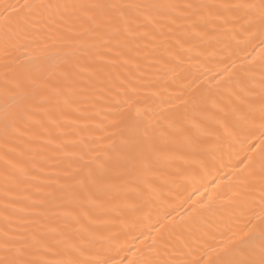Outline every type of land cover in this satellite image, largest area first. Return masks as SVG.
<instances>
[{
    "label": "snow or ice",
    "instance_id": "obj_1",
    "mask_svg": "<svg viewBox=\"0 0 264 264\" xmlns=\"http://www.w3.org/2000/svg\"><path fill=\"white\" fill-rule=\"evenodd\" d=\"M178 7L183 10L181 18L190 21L192 28L207 25L214 16L222 24L234 26L233 39L242 37L236 47L244 55L240 56L235 50L229 52L226 66L213 78L215 91L208 89L211 95L202 109L208 115L200 125L192 126L196 129L194 133H185L179 121L166 117L156 124L146 123L140 127L143 110L132 107L128 99L122 103L117 101L120 110L131 108L136 113L139 139L133 152H119L111 145L108 150L99 152L81 141L77 171L71 176L74 182L62 185L59 196L49 195L53 202L65 198L73 202L88 200L98 209L106 206L101 197H112L108 201L112 205L110 211L126 207L138 211L148 203L146 193L152 199L157 196L148 186L151 181L145 179L148 172L155 170L153 165L183 160L187 165L184 179L195 182L198 175L207 174L217 166L225 151L230 157L239 156L234 149L242 147L246 150L233 173L237 176V190L232 195L238 197L242 205L258 207L242 233L231 231L227 244L210 247L199 260L183 264H264V0L183 6L131 0H58L56 3L24 0L23 4H0V37L3 38L0 125L7 133L22 122H30L51 100L68 96L77 85L78 76L84 73L94 76L117 66H127L139 55L135 41L148 37V29L155 27L153 13L161 9L174 11ZM57 16L61 29L71 21L79 25V31L69 27L58 34L54 31ZM42 27L45 35L39 37ZM234 53L235 59L232 58ZM81 58L85 61L83 64L78 62ZM14 65L21 67L17 69ZM192 84H196L195 79ZM130 91L136 95L135 88ZM64 103L67 104L68 99ZM181 103L187 106L189 102L181 100ZM192 103L194 107L199 106L198 100ZM178 135H182L179 143L175 139ZM21 174L26 173L21 170ZM132 176L136 179L130 180ZM93 196L96 200L91 199ZM117 197L124 202L116 205ZM129 200L131 203L127 202ZM196 205L197 201L192 200L191 211H186L181 222L189 217L200 218L195 215ZM7 207L6 204L5 209ZM57 214L68 218V223L64 229H52L56 233L52 239L38 232H0V264H175L162 258L168 252L165 237L161 236L158 242L154 236L145 237L143 231L132 239L141 242L142 238L148 239V254H142L135 261L129 258V253L136 256L135 245H127V237L137 226L135 221L129 225L128 232L121 234L105 235L80 227L69 235L71 223H80L86 214L75 209ZM164 219L171 223L173 218L169 214ZM92 223L94 221L90 220L89 224ZM162 227L163 224L152 226L156 232ZM209 253L216 258L212 259ZM50 254L57 258H46Z\"/></svg>",
    "mask_w": 264,
    "mask_h": 264
},
{
    "label": "bare ground",
    "instance_id": "obj_2",
    "mask_svg": "<svg viewBox=\"0 0 264 264\" xmlns=\"http://www.w3.org/2000/svg\"><path fill=\"white\" fill-rule=\"evenodd\" d=\"M131 2L183 6L188 3L221 4L229 0ZM5 3L23 4L24 0H0V4ZM182 11L178 7L174 11L161 9L159 13H153L155 27L148 29V37L135 41L139 55L127 66H117L94 76L84 73L78 76V83L68 96L51 100L30 122H22L7 133L0 125V232H38L52 239L56 233L51 230L64 229L68 223V218L57 213L75 209L83 211L86 218L81 217L78 224L71 223L69 235L80 227L95 229L105 235L121 234L128 232L129 225L135 221L137 226L127 237V245H135L136 256L129 253V258L135 261L142 254H148V239L142 238V242L132 239L143 231L145 237L154 236L158 242L161 236L165 237L168 252L162 258L175 264L199 260L208 248L227 244L231 231L243 232L258 205H242L239 198L232 195L237 190V176L233 173L246 150L242 147L234 149L239 156L230 157L225 151L217 166L207 174L198 175L195 182L184 179L187 165L183 160L153 165L155 170L148 172L145 179L151 181L148 186L157 196L152 199L146 193L148 203L138 211L127 207L110 211L112 205L108 201L112 197H101L106 206L98 209L88 200L73 202L65 198L53 202L49 195L59 196L62 185L74 182L71 176L77 171L81 141L99 152L108 150L110 145L119 152H133L139 139L136 113L131 108L120 110L117 101L122 103L128 99L132 107L143 110L140 127L146 123L156 124L166 117L179 121L185 133H194L196 129L192 126L200 125L208 115L202 110L211 95L208 89L215 91L213 78L226 66L229 52L235 50L240 56L244 55L236 47L242 37L233 39L234 26L222 24L214 16L209 18L207 25L192 28L190 21L181 18ZM55 19L54 31L58 34L69 27L79 31V25L71 21L61 29L58 16ZM44 35L42 27L38 36ZM2 46L3 38L0 37ZM103 51L107 52V49ZM232 58H236L235 53ZM78 62L83 64L85 61L81 58ZM14 67L19 69L21 65ZM194 79L195 85L192 84ZM130 88H135L136 95L131 94ZM65 99H68L67 104ZM181 100H187L188 105L182 104ZM193 100H198L199 106L194 107ZM175 139L179 143L182 135ZM92 154L96 155L95 152ZM21 170L26 174L22 175ZM189 196L191 200L187 199ZM91 199L96 200V197ZM192 200L197 201L195 215L200 218L189 217L181 222L186 211H191ZM123 202L121 198H115L116 205ZM127 202L131 203L130 200ZM200 204L207 207L200 208ZM169 214L173 218L171 223L164 219ZM90 220L94 223L89 224ZM181 223L185 226H179ZM161 224L163 227L159 232L153 230V225L159 227ZM121 243L125 240L122 239ZM209 255L216 258L211 253ZM46 258L57 257L50 254Z\"/></svg>",
    "mask_w": 264,
    "mask_h": 264
}]
</instances>
